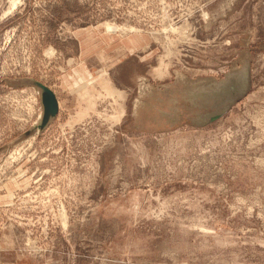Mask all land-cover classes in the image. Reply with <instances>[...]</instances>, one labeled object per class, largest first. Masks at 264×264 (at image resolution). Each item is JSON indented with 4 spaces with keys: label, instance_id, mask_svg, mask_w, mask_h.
<instances>
[{
    "label": "rangeland",
    "instance_id": "rangeland-1",
    "mask_svg": "<svg viewBox=\"0 0 264 264\" xmlns=\"http://www.w3.org/2000/svg\"><path fill=\"white\" fill-rule=\"evenodd\" d=\"M10 1L0 264H264V0Z\"/></svg>",
    "mask_w": 264,
    "mask_h": 264
},
{
    "label": "water",
    "instance_id": "water-1",
    "mask_svg": "<svg viewBox=\"0 0 264 264\" xmlns=\"http://www.w3.org/2000/svg\"><path fill=\"white\" fill-rule=\"evenodd\" d=\"M41 90V99L43 105V117L41 128H44L48 123H50L53 118L58 115L59 102L58 98L53 91H51L46 85L40 82L35 83Z\"/></svg>",
    "mask_w": 264,
    "mask_h": 264
},
{
    "label": "bare ground",
    "instance_id": "bare-ground-1",
    "mask_svg": "<svg viewBox=\"0 0 264 264\" xmlns=\"http://www.w3.org/2000/svg\"><path fill=\"white\" fill-rule=\"evenodd\" d=\"M18 1L19 0H12V1H10V8H12V7H15L17 4H18ZM20 3V2H19ZM9 7V6H8ZM8 7H7V9H8ZM9 8V9H10ZM9 11V10H8ZM4 13H6V12H4ZM42 117V116H41ZM12 156V155H11Z\"/></svg>",
    "mask_w": 264,
    "mask_h": 264
}]
</instances>
